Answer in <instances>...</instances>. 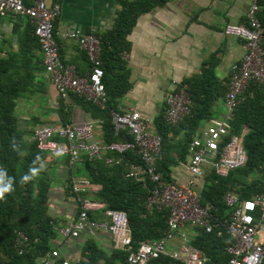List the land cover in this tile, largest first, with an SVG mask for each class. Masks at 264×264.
I'll use <instances>...</instances> for the list:
<instances>
[{
	"label": "trees",
	"instance_id": "obj_1",
	"mask_svg": "<svg viewBox=\"0 0 264 264\" xmlns=\"http://www.w3.org/2000/svg\"><path fill=\"white\" fill-rule=\"evenodd\" d=\"M120 6L116 24L111 32L102 36V52L104 78L103 84L107 94L105 109H100L84 98L69 93L73 105L91 113L102 125V143L110 145L117 142L130 143L133 138L126 130L116 131L112 113H123L122 100L133 90L132 71L125 59V54L132 52L130 35L137 26L140 17L150 14L158 8H164L172 0H115ZM260 12L258 20L264 29V0H259ZM243 26H249L246 21ZM26 50L16 55L11 61H0V168L7 170L13 178L14 191L0 199V264H40L56 251L54 243L59 240V229L65 227L63 221L52 215V193L58 179L60 158L38 151L34 142L27 139L30 132H22L19 128L15 111L18 100L31 92L34 84L33 72H23L22 64L26 55L31 57L33 51H42L35 35V27L29 26ZM264 50V42H263ZM44 56V54H43ZM21 60V65H20ZM63 62V61H62ZM221 63L218 55L211 56L202 66L200 73L182 81L179 88L186 87L192 101L191 113L178 127L166 122L167 110L164 108L153 122L154 131L163 139L162 156L156 160L157 172L165 183L173 181V171L181 164L189 163L190 144L196 134L203 129L204 123H210L217 116L216 108L225 101L231 84L229 78H220L217 68ZM21 69L22 77L16 72L14 65ZM64 64V62H63ZM65 65V64H64ZM46 72V69H45ZM73 106L64 99L58 110L60 126L72 124ZM230 134L220 145L219 153L231 141L247 129L244 138V149L248 161L246 165L227 177H220L215 170L208 168L206 175L196 188L201 204L210 205L211 214L224 221L231 215V208L226 204L227 195H235L241 201L253 200L263 192L264 188V84L251 82L246 91L239 97V103L230 121ZM39 158V159H37ZM114 158H119L114 155ZM106 157L91 160L88 155L73 167H68L66 191L74 198V184L78 179H87L92 187L98 188L96 194L82 193V197L90 196L93 203L104 205V209L95 213L89 212V221L101 223L105 220L104 212H124L128 216L132 233V250L136 251L142 244H154L167 240L170 235L168 210L148 209L147 202L151 197L154 184L138 182L130 178L132 167L143 165L138 151H132L122 157L119 165H107ZM35 162V163H34ZM48 163V164H47ZM39 168L35 178L27 183L22 177L30 168ZM78 199V198H77ZM91 230V229H90ZM186 237L179 232L174 234L186 246L200 251L206 259L205 264H229L231 259L227 249L233 245L228 231L221 227L212 233L204 228L187 227ZM222 232L221 237L218 233ZM84 233V232H83ZM83 233L80 237L83 236ZM22 236L27 238L22 246ZM75 238V239H78ZM168 243L171 249L175 243ZM177 247V246H176ZM82 259L78 264H128L129 250L107 249L96 239L87 238L82 247ZM149 264H185L184 261L162 255Z\"/></svg>",
	"mask_w": 264,
	"mask_h": 264
},
{
	"label": "built area",
	"instance_id": "obj_2",
	"mask_svg": "<svg viewBox=\"0 0 264 264\" xmlns=\"http://www.w3.org/2000/svg\"><path fill=\"white\" fill-rule=\"evenodd\" d=\"M259 0L246 15L249 26L230 25L225 29L227 37L245 42L244 59L232 66L231 84L225 97L228 115L225 121H212L206 128L200 129L190 144L188 171L192 179L186 185L169 184L163 181L157 172L156 160L162 156L163 139L160 135L150 134L151 120L137 110H128L123 114L113 112V123L116 131L126 130L133 142H117L101 145L95 140L94 125H68L66 127L46 126L38 129L33 142L38 151L65 157L69 167L78 164L82 157L88 155L91 160L101 158L104 154L117 155L108 157L107 165H119L121 158L132 151H138L143 165L132 167L130 178L138 182L154 184L151 197L147 202L148 209L168 210L170 235L167 240L154 244H142L136 251L132 250V233L128 216L124 212L106 211L105 220L101 223L90 222L89 212L101 211L104 205L93 203L83 198L82 193L93 190L89 180H76L74 193L78 196L81 212L78 219L69 222L59 229L61 238L75 239L91 229L111 234L116 249L129 250L128 264H149L162 255L184 261L185 264H205L202 253L193 247H172L168 243L175 242L174 234L179 232L186 237L187 227L196 226L212 233L216 228H225L233 239V245L227 249L231 259L229 264H264V188L261 195L253 200L241 201L235 195H227L226 204L232 212L228 219L220 221L211 214L210 205L203 206L199 194L193 190L212 168L220 177H227L231 172L243 168L248 157L244 149L245 130L239 136H233L220 154V145L230 134V121L238 106L239 97L246 91L251 82L264 84V29L258 20ZM27 17L35 27V35L41 45L46 73L58 93L67 97L74 93L86 99L100 109H105L107 94L103 84L104 70L101 58L102 40L94 34L81 35L73 33L67 38L78 42L80 49L87 55L93 65L92 72L80 76L77 69L63 64L60 48L55 35V22L61 15V6H48V0H35L31 6L24 0H0V20L9 16ZM166 122L178 127L190 115L192 101L186 87L171 90L166 97ZM68 170V167H65ZM222 232L218 233L221 237ZM27 238L22 236L18 245L22 246ZM42 264H71L62 261L59 252L54 251Z\"/></svg>",
	"mask_w": 264,
	"mask_h": 264
},
{
	"label": "crops",
	"instance_id": "obj_3",
	"mask_svg": "<svg viewBox=\"0 0 264 264\" xmlns=\"http://www.w3.org/2000/svg\"><path fill=\"white\" fill-rule=\"evenodd\" d=\"M24 1L28 6L35 3V0ZM181 1L183 4L181 8L166 5L164 8H158L140 17L129 37L132 52L124 56L131 68V80L134 84L133 90L127 97L137 104L135 107L121 104V110L123 113L128 110L141 112L143 116L151 120L152 129H154L153 122L162 110L164 108L167 110L168 93L178 87L184 79L200 73L203 64L211 56L218 55L221 59L217 73L220 78L224 79L230 77L232 66L241 62L246 54L243 40L227 37L224 34L227 26L234 25V23L243 26L246 23L248 13L241 11V4L239 5L235 0ZM175 2L176 0H172L169 4ZM53 5L61 6V15L55 22V35L60 48L61 60L66 66L75 67L80 76H86L92 72L93 65L80 49L78 42L67 38V35L94 34L101 39L113 30L120 6L115 0H48V6ZM31 25L33 24L27 17L11 15L0 20V61H11L14 56L26 50L29 46L27 36ZM19 63L21 65V60ZM22 64L25 66L23 70L25 75L28 74L29 69L33 72L34 84L31 92L25 93L18 100L15 114L20 130L31 133V136L27 138L29 141L33 142V136L39 126L62 127L58 110L61 100L64 99L74 107L71 125L93 124L96 142L104 145L101 140L103 135L101 122L96 120L91 113L73 105L70 98L58 93L45 72L43 52L35 50L31 57L26 55ZM14 68L20 73L18 77L21 78L22 73L19 66L15 64ZM185 72L188 74L183 75ZM149 73L162 76L164 79L160 84L163 91L161 102L144 96V88L151 86L144 84L147 81L149 83V76H151ZM144 74L149 75L145 77ZM220 103L223 111L218 104L214 121H225L227 118L228 111L225 102ZM211 122L206 123L203 128L209 126ZM244 130L247 132V129ZM110 156L114 157V155L104 154L102 158L107 159ZM58 160L59 164L56 167L59 176L56 179L50 207L52 215L60 218L63 221L61 224H66L78 219L81 205L78 197L74 198L72 193L66 191L68 171L65 167L68 160L65 159L62 162ZM98 191V188L93 187L89 193L93 195ZM90 196L84 198L90 200ZM92 237L107 249L116 248L111 234L90 229L85 230L83 236L78 239L59 237V240L54 243V248L59 252L62 261L78 264L83 260L82 247L87 238Z\"/></svg>",
	"mask_w": 264,
	"mask_h": 264
},
{
	"label": "rangeland",
	"instance_id": "obj_4",
	"mask_svg": "<svg viewBox=\"0 0 264 264\" xmlns=\"http://www.w3.org/2000/svg\"><path fill=\"white\" fill-rule=\"evenodd\" d=\"M235 2L239 3V5L241 4L240 5L241 11L244 13H248L250 11L252 5H253V0H235ZM182 5L183 4H182L181 0H176L175 3H172L171 5L168 4L167 7H175L178 9V8H181ZM234 25H236V23H234ZM237 26H241V25H237ZM135 74H137V72H135ZM149 74L151 75V76H149V78H150L149 83L147 81L144 84H147L148 86L151 85V86L149 88L148 87L144 88V90H143L144 92L143 91L142 92L144 93L145 98L147 97L150 100H155L157 102H161L163 91L160 88V84L164 79H162V76H156V74H154V73L153 74L149 73ZM186 74H188V73L185 72L183 75H186ZM148 75L144 74L145 77ZM139 82H142V81H139ZM152 86H154V87L152 88ZM136 87H137V85H136ZM121 102L124 105L132 106V107H135V105L137 104V103H135V101H133L129 97L124 98ZM219 106H221L220 109L222 110L223 107H222L221 103H219ZM203 126H206V123H204ZM43 127H45V126H41V127L39 126V129H41ZM149 132H150V134H156L154 132V129H152L151 125L149 127ZM64 160L65 159L60 158L61 162ZM188 166H189V163L188 164L187 163L181 164L177 168L174 169L173 175H172L173 181L176 182L178 185H184V184L188 183L189 181H191L192 176H191L190 172L188 171ZM193 190L196 191L195 188H193ZM175 245L177 247H182L186 244L183 241H181L180 239H178L175 241Z\"/></svg>",
	"mask_w": 264,
	"mask_h": 264
},
{
	"label": "clouds",
	"instance_id": "obj_5",
	"mask_svg": "<svg viewBox=\"0 0 264 264\" xmlns=\"http://www.w3.org/2000/svg\"><path fill=\"white\" fill-rule=\"evenodd\" d=\"M39 171V168H30L29 172L22 177V182L27 183L33 180ZM13 184V178L8 175L7 170L0 168V199H3L6 194L12 193L14 191Z\"/></svg>",
	"mask_w": 264,
	"mask_h": 264
}]
</instances>
